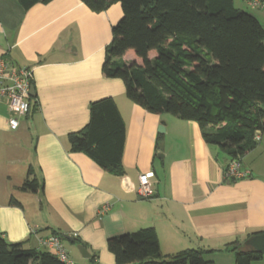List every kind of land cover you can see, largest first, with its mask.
Returning <instances> with one entry per match:
<instances>
[{"label":"crops","instance_id":"crops-1","mask_svg":"<svg viewBox=\"0 0 264 264\" xmlns=\"http://www.w3.org/2000/svg\"><path fill=\"white\" fill-rule=\"evenodd\" d=\"M242 2L264 27V8ZM109 11L93 12L80 0H52L28 10L17 0H0V55L33 69L36 101L16 129L0 101V234L43 251H50L46 237L68 234L97 262L114 264L107 239L145 227L155 228L164 255L187 244L216 249L247 233H264V131L242 158L249 173L224 178L230 159L205 142L197 123L147 111L128 99L122 80L103 75L111 17L120 14ZM107 96L126 123L122 175L72 151L68 138L89 121L90 103ZM161 121L164 133L158 132ZM150 171L155 193L141 197L139 175ZM31 180L35 191L23 187ZM65 240L72 264L90 263L91 256L84 258L74 241ZM262 255L252 264H264ZM205 259L235 264V252L214 251Z\"/></svg>","mask_w":264,"mask_h":264},{"label":"trees","instance_id":"trees-1","mask_svg":"<svg viewBox=\"0 0 264 264\" xmlns=\"http://www.w3.org/2000/svg\"><path fill=\"white\" fill-rule=\"evenodd\" d=\"M17 1L28 10L52 0ZM80 1L97 13L114 3L122 8L105 47L103 75L122 80L128 99L147 111L197 123L206 143L229 162L242 163L259 143L255 135L264 131V27L259 19L234 0ZM126 53L132 55L128 62ZM31 102L29 113L36 106ZM89 113L87 124L68 134L71 150L122 175L127 130L115 99L92 101ZM37 186L35 180L23 184L31 191ZM257 233L216 249L192 247L164 255L150 226L108 238L107 248L114 264H214L205 254L226 250L235 252V264H252L263 256L246 244ZM73 243L81 244L77 238ZM0 264L67 263L0 234ZM89 264L101 263L92 255Z\"/></svg>","mask_w":264,"mask_h":264},{"label":"built area","instance_id":"built-area-1","mask_svg":"<svg viewBox=\"0 0 264 264\" xmlns=\"http://www.w3.org/2000/svg\"><path fill=\"white\" fill-rule=\"evenodd\" d=\"M252 8H264V0H248ZM33 69L14 65L0 55V101L7 104L10 112L9 126L16 129L20 126V119L26 116L32 108L30 90L32 87ZM256 141H260L261 133L255 135ZM249 171L244 169L238 160H231L224 170V178H243ZM153 172H145L139 175V186L137 193L141 197L151 198L155 189L151 178ZM108 209L104 205L102 212ZM43 244L64 263L72 264V260L63 244L60 235L52 234L42 240Z\"/></svg>","mask_w":264,"mask_h":264},{"label":"water","instance_id":"water-1","mask_svg":"<svg viewBox=\"0 0 264 264\" xmlns=\"http://www.w3.org/2000/svg\"><path fill=\"white\" fill-rule=\"evenodd\" d=\"M30 94L33 97L35 95L33 86L31 87ZM158 132L159 133L165 132V122L164 121L160 122L159 127H158ZM159 155L160 157H163V153H160ZM64 238L67 240H70L71 242L75 241V238L68 234H64ZM246 244H248L250 247H252L257 252L264 254V233H260V234H256L252 236L246 242ZM77 248L84 258H89L91 256L90 252L87 250V248L83 244H77Z\"/></svg>","mask_w":264,"mask_h":264},{"label":"rangeland","instance_id":"rangeland-1","mask_svg":"<svg viewBox=\"0 0 264 264\" xmlns=\"http://www.w3.org/2000/svg\"><path fill=\"white\" fill-rule=\"evenodd\" d=\"M243 0H235V5H236V7H238V8H242V9H244V10H246V11H249V12H251V13H256L255 11H253L252 9H250L249 7H247V6H245V4H242L243 2H242ZM110 11H112L114 8H118L119 10H120V14H119V16H117V18H112L111 17V19L112 20H114V23L112 24V26L113 25H115L118 21H119V19L122 17V8H121V5H120V3H114V4H112L110 7ZM106 11V10H105ZM109 11V12H110ZM112 39V38H111ZM163 114H167V113H163ZM167 115H169V116H172V115H170V114H167ZM260 142V141H259ZM161 143V145H163L162 144V142H160ZM160 153H162V151L161 150H158V153H157V158H158V161H161V158H160ZM158 168H159V165H158ZM245 169V168H244ZM180 238H182L181 237V235H180ZM185 239H187V238H184L183 240H185ZM63 243L66 245V247L68 248L69 246H70V244L68 243V242H66V240L65 239H63ZM184 247H187V248H191V247H195V246H192V245H185ZM187 248H184V249H187ZM196 248V247H195ZM67 250V249H66Z\"/></svg>","mask_w":264,"mask_h":264}]
</instances>
